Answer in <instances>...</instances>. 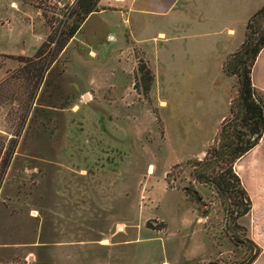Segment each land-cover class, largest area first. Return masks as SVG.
<instances>
[{
  "label": "crops",
  "instance_id": "obj_1",
  "mask_svg": "<svg viewBox=\"0 0 264 264\" xmlns=\"http://www.w3.org/2000/svg\"><path fill=\"white\" fill-rule=\"evenodd\" d=\"M263 5L264 0H100L98 10L88 16L59 54L61 57L75 47L81 63L100 69L85 76L73 74L70 79L67 70H47L32 103V110L57 111L63 120L62 140L57 141L54 152L57 182L66 192L64 200L80 192V201L74 202L86 206L102 203L106 192L105 204L112 201L113 192L128 196L130 183L125 176L148 152L145 132L157 117L163 125L159 146L165 155H178L177 149L187 148L194 132L191 127H181L180 143L174 140L165 118L172 116L174 122L190 123L192 128L196 123L195 130L205 133L194 149L183 151L185 159L201 156L229 113L233 79L224 75V61L242 44L249 19ZM13 29L0 30V53L33 56L42 40L40 26L32 20ZM136 59L143 60L153 75L148 90L141 72L134 68ZM6 73L0 70V80ZM201 75L207 76V91L198 81ZM166 79L169 83L164 86ZM252 82L264 93V49L253 66ZM250 156L246 166L236 164L235 169L243 183L244 177H252L257 189L264 168V133ZM182 159L173 156L168 163ZM146 169L152 175L155 165L148 163ZM166 172L164 167L163 177ZM76 177L86 182L85 187L76 185ZM147 185L150 200L168 195L175 198L178 193L167 189L166 180L161 186L153 180ZM117 224L112 234L124 232L125 221Z\"/></svg>",
  "mask_w": 264,
  "mask_h": 264
},
{
  "label": "rangeland",
  "instance_id": "obj_2",
  "mask_svg": "<svg viewBox=\"0 0 264 264\" xmlns=\"http://www.w3.org/2000/svg\"><path fill=\"white\" fill-rule=\"evenodd\" d=\"M75 1L0 0V30H14L13 26L30 24L33 20L43 33L40 47L49 35L63 27L66 20L70 22ZM53 48L54 42L48 51ZM18 57L0 53V70H7L0 80L3 88L23 65L17 60ZM56 60L49 70H67L66 76L69 79L73 74L85 76L100 69L81 63L75 47L61 57L58 54ZM142 63L143 60L136 59L134 68L140 70ZM108 68L105 67V70ZM232 79L231 99L236 97L238 88ZM199 80L202 81V88L207 91L210 88L207 76L201 75ZM168 83L166 79L164 86ZM21 104L0 98V131L7 133L8 138L13 133V124L20 114ZM54 105L59 106L60 103L55 102ZM31 118L19 138L15 156L0 191L2 264H233L249 256L247 244L234 241L225 230L230 223L226 221L224 206H229L231 200L223 203L212 186L199 184L191 178L195 162L202 160L207 149L217 144L222 122L202 155L185 159L188 149L192 150L200 144L203 140L201 135L205 133L195 130L196 123L192 124V128L190 123H176L174 117H165L169 135L179 143L177 137L182 135L181 127H191L194 131L189 138V146L175 150L178 155L170 157L164 154L163 147L160 150L163 125L157 117L145 132L148 152L140 156L142 161L137 163L136 169L125 176L130 183L128 196H123L121 191L113 192L110 194L112 201L105 204L106 192L102 203L98 201L97 204L89 203L85 206L82 202L81 205L75 203L76 200L80 201V192L76 191L72 193L73 199H70L75 201L76 205L73 206L69 199L64 200L66 192L57 182L58 158L54 151L57 141L62 140V117L57 111L39 109L37 114L32 110ZM204 125L209 127L213 124ZM251 150L235 162L234 169L236 164L246 166L252 160ZM173 156L183 159L169 165ZM148 163L155 165L152 175L146 169ZM164 167L167 169L165 177L162 176ZM33 168L34 173L26 172ZM260 173L256 182V186L259 185L257 189L252 177H244L243 183L238 175L242 186L247 192L249 189L251 208L238 218L239 227L236 232L241 239L251 240L259 250L251 264L264 263V168L260 169ZM74 179L77 186L85 187L83 179ZM149 180L157 181L159 186L166 180L167 189H174L178 193L175 198L172 197L174 195H168L150 200L147 195L149 187L146 186ZM184 188L189 190V195ZM231 208L236 210L235 205ZM121 221H125L124 232L112 234L117 231V223ZM119 229L122 230V227ZM129 239L137 241L127 245L122 243Z\"/></svg>",
  "mask_w": 264,
  "mask_h": 264
},
{
  "label": "trees",
  "instance_id": "obj_3",
  "mask_svg": "<svg viewBox=\"0 0 264 264\" xmlns=\"http://www.w3.org/2000/svg\"><path fill=\"white\" fill-rule=\"evenodd\" d=\"M99 1L76 0L74 9L70 13V22L66 20L60 30L49 35L32 57L19 56L17 60L23 65L9 78V81L7 80L5 88L0 85V98L8 99L11 103L14 101L22 103L10 138L7 133L0 131V191L15 156L19 138L28 120L32 119L33 99L43 82L45 73L88 16L98 10ZM53 42V50L48 51ZM262 49H264V5L249 19L242 44L224 61L223 73L226 77L234 78L238 85L237 95L231 99L229 113L219 127L217 144L207 149L205 157L195 162L191 172L193 181L212 186L223 203L228 199L231 200L229 206H224L226 221L230 223L225 230L231 239L245 242L250 249L247 258L233 264H251L259 252L251 240H243L241 236H237L236 228L239 227L237 220L250 210L251 200L241 184L234 164L257 145L264 133V93L256 89L252 82V69ZM139 71L144 88L148 90L153 80L151 70L142 63ZM33 110L37 114L39 108ZM184 191L187 195L190 194L187 188H184ZM232 205L236 206V210L231 208ZM2 263L0 259V264Z\"/></svg>",
  "mask_w": 264,
  "mask_h": 264
},
{
  "label": "built area",
  "instance_id": "obj_4",
  "mask_svg": "<svg viewBox=\"0 0 264 264\" xmlns=\"http://www.w3.org/2000/svg\"><path fill=\"white\" fill-rule=\"evenodd\" d=\"M84 99H85L84 96H80L81 101H84Z\"/></svg>",
  "mask_w": 264,
  "mask_h": 264
},
{
  "label": "bare ground",
  "instance_id": "obj_5",
  "mask_svg": "<svg viewBox=\"0 0 264 264\" xmlns=\"http://www.w3.org/2000/svg\"><path fill=\"white\" fill-rule=\"evenodd\" d=\"M164 264H167V263H164Z\"/></svg>",
  "mask_w": 264,
  "mask_h": 264
}]
</instances>
